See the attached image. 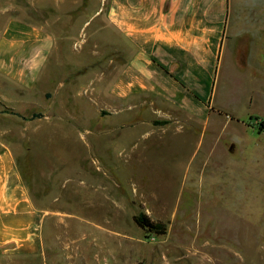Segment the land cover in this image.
I'll use <instances>...</instances> for the list:
<instances>
[{"label": "rangeland", "instance_id": "obj_1", "mask_svg": "<svg viewBox=\"0 0 264 264\" xmlns=\"http://www.w3.org/2000/svg\"><path fill=\"white\" fill-rule=\"evenodd\" d=\"M73 2L59 71L30 104L0 107V149L42 217L40 253L0 252V264H264V53L255 81L248 56L216 86L206 123L155 125L149 108L109 100L126 58L109 0ZM230 5L236 32L264 37V0ZM142 213L165 234L139 228Z\"/></svg>", "mask_w": 264, "mask_h": 264}, {"label": "crops", "instance_id": "obj_2", "mask_svg": "<svg viewBox=\"0 0 264 264\" xmlns=\"http://www.w3.org/2000/svg\"><path fill=\"white\" fill-rule=\"evenodd\" d=\"M75 4L0 0V107L30 104L37 95L35 87L49 84L57 73L54 69L59 71L64 57L57 43L72 39L62 26ZM102 8L101 4L94 17ZM51 13L55 16L50 19ZM230 18V0H109L105 24L124 40L119 49L126 57L108 89L113 107L149 108V122L155 125L169 127L180 118L183 123H206L216 86L227 91L231 71L247 68L248 56L252 66L247 72L255 81L256 61L264 53V37L256 39L258 33L248 31L251 26L244 23L245 29L236 32ZM86 24L81 25L79 38ZM41 218L13 154L2 146L0 252L38 255Z\"/></svg>", "mask_w": 264, "mask_h": 264}, {"label": "trees", "instance_id": "obj_3", "mask_svg": "<svg viewBox=\"0 0 264 264\" xmlns=\"http://www.w3.org/2000/svg\"><path fill=\"white\" fill-rule=\"evenodd\" d=\"M260 128H264V122L259 123ZM134 223L144 231L155 235H164L166 232V225L161 222H153L147 215L139 214L133 218Z\"/></svg>", "mask_w": 264, "mask_h": 264}]
</instances>
